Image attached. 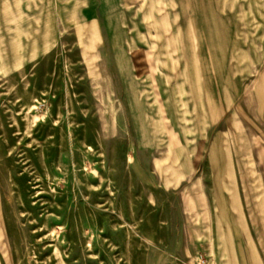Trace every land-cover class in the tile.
I'll list each match as a JSON object with an SVG mask.
<instances>
[{
  "label": "rangeland",
  "instance_id": "rangeland-1",
  "mask_svg": "<svg viewBox=\"0 0 264 264\" xmlns=\"http://www.w3.org/2000/svg\"><path fill=\"white\" fill-rule=\"evenodd\" d=\"M254 1L145 0L162 20L163 44L179 32L189 59L190 31H199L197 40L209 42L199 57L208 59L210 82L232 94L237 85L216 125L247 149V191L261 138L254 85L264 73V0L259 12ZM127 31L99 0H0V264H264V226L219 260L191 246L180 190L163 193L152 165L165 151L139 149L128 116L112 55ZM238 46L251 53L232 71ZM151 77L158 100L161 73ZM184 97L179 110L189 109ZM154 105L164 126L163 104ZM182 116L181 126H196L191 112Z\"/></svg>",
  "mask_w": 264,
  "mask_h": 264
},
{
  "label": "crops",
  "instance_id": "crops-1",
  "mask_svg": "<svg viewBox=\"0 0 264 264\" xmlns=\"http://www.w3.org/2000/svg\"><path fill=\"white\" fill-rule=\"evenodd\" d=\"M99 3L110 6L115 22L125 23L128 28L125 42H115L112 52L119 61L116 70L126 94L128 116L139 149L163 148L165 151L152 165L163 193L180 190L184 213L188 216V226L184 229H188L191 246H204L209 256L214 255L217 260L230 255L231 246L240 248L243 241L249 246L252 226L255 231L264 226V73L257 77L254 85L255 118L260 123L261 138L254 146L255 173L248 180L254 183V189L247 191V176L241 169L246 163L247 149L240 145L237 148L231 142L234 133L229 126L216 125L225 120L230 98L238 94L237 85L232 94L216 90L215 84L210 82L208 59L199 57L204 48L208 49L209 42H199L200 32L190 31L191 58H183L186 52L183 53L175 40L179 32L171 36L173 42L163 44L161 29L164 27L153 4L145 0H99ZM137 5H140L139 10L133 13L131 8ZM254 7L259 12L262 3L255 0ZM255 22L262 24V15H257ZM262 35L260 32L259 37ZM201 36L211 38L207 29ZM237 50L232 71H242V67L236 66L242 65L239 57L251 53L246 47L238 46ZM254 55L257 59L254 64L260 63L261 53ZM152 70L161 73L157 81L163 89L158 100L155 96L152 98L148 89L152 79L154 81ZM186 95L189 109L181 107L179 110L178 104L186 101L183 100ZM158 102L163 104L164 126H161L160 115L156 114L159 110L154 104ZM185 112H191L196 126H181L178 120L186 118L182 116ZM117 118L121 123L124 114L119 112ZM252 198L254 202H249ZM234 256L239 258L240 253L236 251Z\"/></svg>",
  "mask_w": 264,
  "mask_h": 264
},
{
  "label": "bare ground",
  "instance_id": "bare-ground-1",
  "mask_svg": "<svg viewBox=\"0 0 264 264\" xmlns=\"http://www.w3.org/2000/svg\"><path fill=\"white\" fill-rule=\"evenodd\" d=\"M243 57H245V56H243ZM250 65H252V63H250ZM0 226H1V223H0ZM1 245L5 246V242H4L3 233H2L1 228H0V246Z\"/></svg>",
  "mask_w": 264,
  "mask_h": 264
},
{
  "label": "built area",
  "instance_id": "built-area-1",
  "mask_svg": "<svg viewBox=\"0 0 264 264\" xmlns=\"http://www.w3.org/2000/svg\"><path fill=\"white\" fill-rule=\"evenodd\" d=\"M202 264H203V262H202Z\"/></svg>",
  "mask_w": 264,
  "mask_h": 264
}]
</instances>
